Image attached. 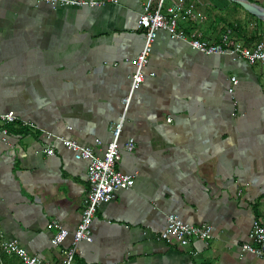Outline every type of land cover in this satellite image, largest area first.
I'll list each match as a JSON object with an SVG mask.
<instances>
[{"label":"crops","instance_id":"crops-1","mask_svg":"<svg viewBox=\"0 0 264 264\" xmlns=\"http://www.w3.org/2000/svg\"><path fill=\"white\" fill-rule=\"evenodd\" d=\"M96 1L54 9L0 0V110L33 124H8L0 140V228L48 264L63 263L89 191L87 161L52 136L99 154L143 47L137 18L146 0ZM246 1L264 8V0ZM185 4L193 6L179 20L186 33L219 42L230 30L245 47L264 39V21L231 0ZM142 73L120 135L135 148H121L116 164L134 183L98 204L92 240L78 244L72 264H264L240 249L253 220L264 222V69L205 55L159 30ZM169 213L209 224L213 238L188 248L159 240ZM56 225L69 234L54 246ZM0 260L19 264L1 248Z\"/></svg>","mask_w":264,"mask_h":264},{"label":"built area","instance_id":"built-area-1","mask_svg":"<svg viewBox=\"0 0 264 264\" xmlns=\"http://www.w3.org/2000/svg\"><path fill=\"white\" fill-rule=\"evenodd\" d=\"M45 2L52 6L69 7V6H95L96 0H37ZM115 3L118 0H106ZM192 4H185V0H146L144 7L137 18V26L144 30L143 47L134 61L135 72L132 77L131 92L129 96L122 99L124 110L119 119L109 125L111 135L110 141L104 145L99 154L90 146H84L70 138L62 136H52L55 140L60 141L63 146L68 148L76 160L87 161V181L89 191L86 197V203L82 210L81 220L76 230L71 235V245L65 252L62 264H72L74 255L78 250V244L82 241L91 242L92 235L90 226L94 218L97 206L100 202L111 200L115 192L132 187L134 177L122 173L116 168L120 160L121 148L131 152L135 148L134 140L127 139L122 145L120 144V135L123 127L125 113L130 101L132 92L143 80V67L146 64L147 56L151 52L152 44L159 30H165L170 36L175 37L187 43L192 49L197 50L205 55H229L235 58H243L249 64H259L264 69V39L256 43L253 47H245L231 40V31L227 30L220 38L219 42L206 40L202 33L195 29L186 33L180 26L179 20L192 14ZM230 87L228 92L233 94L237 79L230 78ZM8 124H18L33 127L21 119L14 111L0 110V140L6 141ZM100 143V140H95ZM48 155L54 154V148H46ZM57 230L51 237V244L57 246L67 237L69 232L56 225ZM213 238V230L209 224H190L184 222L178 215L169 213L165 218L164 229L158 234L159 240L172 242L180 248H188L194 240L208 242ZM249 242L240 244L243 252H248L264 260V222L253 220L249 232ZM0 248L5 254L15 255L19 259V264H48L39 256L29 253L22 247L17 240H6L3 237L0 228ZM0 264H3L0 260Z\"/></svg>","mask_w":264,"mask_h":264},{"label":"water","instance_id":"water-1","mask_svg":"<svg viewBox=\"0 0 264 264\" xmlns=\"http://www.w3.org/2000/svg\"><path fill=\"white\" fill-rule=\"evenodd\" d=\"M234 3L241 6L244 10H246L249 14L254 16L255 18L264 21V8L257 4L249 3L246 0H231Z\"/></svg>","mask_w":264,"mask_h":264}]
</instances>
